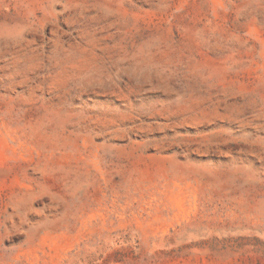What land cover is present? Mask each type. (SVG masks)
Returning a JSON list of instances; mask_svg holds the SVG:
<instances>
[{
    "label": "rangeland",
    "instance_id": "1",
    "mask_svg": "<svg viewBox=\"0 0 264 264\" xmlns=\"http://www.w3.org/2000/svg\"><path fill=\"white\" fill-rule=\"evenodd\" d=\"M0 264H264V0H0Z\"/></svg>",
    "mask_w": 264,
    "mask_h": 264
}]
</instances>
